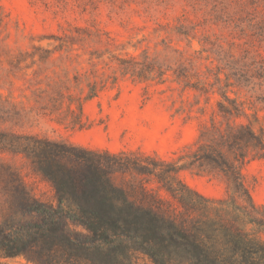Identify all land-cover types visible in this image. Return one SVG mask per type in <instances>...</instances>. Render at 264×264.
Returning a JSON list of instances; mask_svg holds the SVG:
<instances>
[{
  "label": "rangeland",
  "instance_id": "1",
  "mask_svg": "<svg viewBox=\"0 0 264 264\" xmlns=\"http://www.w3.org/2000/svg\"><path fill=\"white\" fill-rule=\"evenodd\" d=\"M178 51L192 68L180 69ZM144 54L169 70L162 82L117 72V83L84 101L77 116L88 82L110 78L116 58L142 61ZM224 92L248 114L258 113L264 127V0H0V134L87 150L103 168L163 171L146 158L188 160L200 126L222 120ZM3 142L0 136V228L18 220L12 174L36 199L55 203L49 184ZM242 175L253 201L264 206V160L248 163ZM144 177L113 174L122 185ZM178 177L204 197L225 198L221 179L204 168ZM156 186L150 181L151 193ZM0 264L32 263L0 258ZM136 264L152 263L140 255Z\"/></svg>",
  "mask_w": 264,
  "mask_h": 264
},
{
  "label": "trees",
  "instance_id": "2",
  "mask_svg": "<svg viewBox=\"0 0 264 264\" xmlns=\"http://www.w3.org/2000/svg\"><path fill=\"white\" fill-rule=\"evenodd\" d=\"M177 56L180 69L186 68L184 63L193 67L184 53ZM115 61L110 78L87 83L78 117L84 101L107 83H117V72L143 83L156 78L162 82L169 71L155 67L157 61L146 54L142 61L132 56ZM220 95L222 120L200 126L188 160L146 158L152 165H165L163 171L103 168L87 150L76 154L49 139L0 134L55 197L54 204L36 199L12 174L18 182L13 192L18 220L0 228V258L32 264H136L142 255L152 264H264V206L253 201L242 175L248 163L264 160V127L258 113L248 114L243 102L226 92ZM15 138L19 143L14 145ZM109 157L115 165L127 166L117 156ZM194 168L220 178L225 198L204 197L183 184L179 172ZM114 172L145 177L122 185L113 179ZM150 181L157 183L153 193Z\"/></svg>",
  "mask_w": 264,
  "mask_h": 264
}]
</instances>
